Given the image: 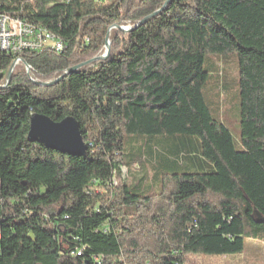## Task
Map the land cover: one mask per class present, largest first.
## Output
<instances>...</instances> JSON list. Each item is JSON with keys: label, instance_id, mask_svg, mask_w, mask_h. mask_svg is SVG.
Wrapping results in <instances>:
<instances>
[{"label": "trees", "instance_id": "trees-1", "mask_svg": "<svg viewBox=\"0 0 264 264\" xmlns=\"http://www.w3.org/2000/svg\"><path fill=\"white\" fill-rule=\"evenodd\" d=\"M0 13L65 47L24 53L29 73L9 81L0 53V264H185L264 242V0H0ZM229 56L239 150L212 75ZM33 115L74 118L87 157L30 142ZM133 136L165 140L157 192L123 177L148 178Z\"/></svg>", "mask_w": 264, "mask_h": 264}, {"label": "rangeland", "instance_id": "rangeland-1", "mask_svg": "<svg viewBox=\"0 0 264 264\" xmlns=\"http://www.w3.org/2000/svg\"><path fill=\"white\" fill-rule=\"evenodd\" d=\"M102 1V0H100ZM213 60H217L219 72H212V75L221 77L224 73V78L227 81L228 87L226 93H222L225 98V103H222L221 112L219 114L220 120L225 124L232 133L233 140L236 149H240V101L238 91V60L236 56L217 58L213 57ZM208 58H206L203 68H208ZM212 88L213 85L209 83L208 88ZM207 88V89H208ZM205 89V93H207ZM212 95V91H211ZM165 140L162 137H129L125 141V149L127 153L133 151L142 150L145 153L148 176L147 180L141 181L142 174L138 177L130 176L127 169H122L123 177L126 178L128 185H135L142 188V191L157 192L160 183L158 176L168 172L165 168V160L160 159L159 155H166L165 152ZM183 149V148H182ZM193 150V149H191ZM182 151V150H181ZM185 154V150L180 152ZM137 172H141L140 166L137 165L134 169ZM133 170V171H134ZM259 218L258 216H255ZM254 240H245V250L242 254L228 255V256H209V255H189L188 261L185 264H264V242L262 245L254 243Z\"/></svg>", "mask_w": 264, "mask_h": 264}, {"label": "water", "instance_id": "water-1", "mask_svg": "<svg viewBox=\"0 0 264 264\" xmlns=\"http://www.w3.org/2000/svg\"><path fill=\"white\" fill-rule=\"evenodd\" d=\"M148 19L141 22L144 24ZM139 26V25H138ZM136 26V27H138ZM129 31V29H126ZM110 55V42L107 38V53L96 59L104 60ZM96 60H91L84 65L78 66L71 71L66 72L65 75L80 69L81 67L91 64ZM28 69L29 67L24 64ZM15 67L12 65L8 81L14 71ZM63 77L52 83L42 84L43 86H50L58 83ZM28 140L33 143L44 145L47 149L69 155L74 157H87L88 146L85 144L79 123L74 118H67L59 123L53 122L48 117L43 115H33L30 120V130L28 133Z\"/></svg>", "mask_w": 264, "mask_h": 264}, {"label": "built area", "instance_id": "built-area-1", "mask_svg": "<svg viewBox=\"0 0 264 264\" xmlns=\"http://www.w3.org/2000/svg\"><path fill=\"white\" fill-rule=\"evenodd\" d=\"M46 48L61 52L65 47L56 45V40L49 39V32L44 29L0 14V53L11 57L14 67L25 64L22 59L24 53ZM25 68L29 73V69Z\"/></svg>", "mask_w": 264, "mask_h": 264}, {"label": "bare ground", "instance_id": "bare-ground-1", "mask_svg": "<svg viewBox=\"0 0 264 264\" xmlns=\"http://www.w3.org/2000/svg\"><path fill=\"white\" fill-rule=\"evenodd\" d=\"M1 14V13H0ZM1 15H3V16H6V15H4V14H1ZM47 32V31H46ZM49 39H52V40H54V37L53 36H51L50 34H49ZM56 45H61V44H56Z\"/></svg>", "mask_w": 264, "mask_h": 264}, {"label": "crops", "instance_id": "crops-1", "mask_svg": "<svg viewBox=\"0 0 264 264\" xmlns=\"http://www.w3.org/2000/svg\"><path fill=\"white\" fill-rule=\"evenodd\" d=\"M254 243L259 244V246L262 245L261 242H254Z\"/></svg>", "mask_w": 264, "mask_h": 264}]
</instances>
